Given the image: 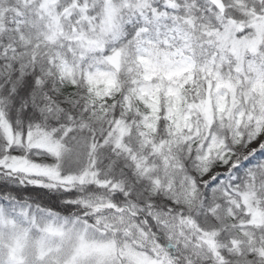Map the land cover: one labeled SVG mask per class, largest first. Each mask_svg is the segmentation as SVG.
<instances>
[{
    "label": "snow or ice",
    "instance_id": "6c2138e0",
    "mask_svg": "<svg viewBox=\"0 0 264 264\" xmlns=\"http://www.w3.org/2000/svg\"><path fill=\"white\" fill-rule=\"evenodd\" d=\"M0 264H264V0H0Z\"/></svg>",
    "mask_w": 264,
    "mask_h": 264
}]
</instances>
